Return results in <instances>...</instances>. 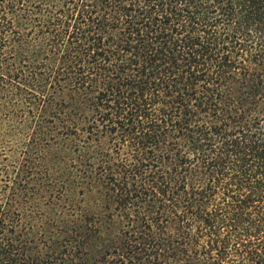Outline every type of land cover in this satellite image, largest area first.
<instances>
[{
	"label": "trees",
	"instance_id": "1",
	"mask_svg": "<svg viewBox=\"0 0 264 264\" xmlns=\"http://www.w3.org/2000/svg\"><path fill=\"white\" fill-rule=\"evenodd\" d=\"M0 137V264H264V0H0Z\"/></svg>",
	"mask_w": 264,
	"mask_h": 264
},
{
	"label": "rangeland",
	"instance_id": "2",
	"mask_svg": "<svg viewBox=\"0 0 264 264\" xmlns=\"http://www.w3.org/2000/svg\"><path fill=\"white\" fill-rule=\"evenodd\" d=\"M2 137H0V154H1V149H3V146H6V149H7V151H6V156L7 157H11V153L8 151V149H9V147H8V145H6L5 144V140H4V143H2L1 142V139ZM11 159V158H10Z\"/></svg>",
	"mask_w": 264,
	"mask_h": 264
}]
</instances>
